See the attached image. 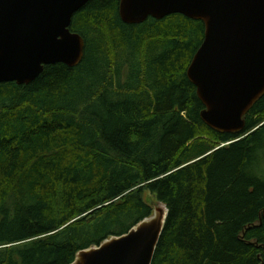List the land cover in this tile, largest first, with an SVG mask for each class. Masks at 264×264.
I'll return each mask as SVG.
<instances>
[{"label":"trees","instance_id":"16d2710c","mask_svg":"<svg viewBox=\"0 0 264 264\" xmlns=\"http://www.w3.org/2000/svg\"><path fill=\"white\" fill-rule=\"evenodd\" d=\"M119 5L74 16L78 67L0 84V264H72L152 216L146 192L169 213L153 264H264V97L214 131L187 76L204 23Z\"/></svg>","mask_w":264,"mask_h":264},{"label":"water","instance_id":"95a60500","mask_svg":"<svg viewBox=\"0 0 264 264\" xmlns=\"http://www.w3.org/2000/svg\"><path fill=\"white\" fill-rule=\"evenodd\" d=\"M91 0H0V84L30 85L45 67H78L86 41L71 30ZM180 14L205 25L203 43L188 68L214 131L241 134L245 117L264 97V0H120L129 25ZM127 234L80 251L72 264H153L168 219L166 206ZM263 264V263H262Z\"/></svg>","mask_w":264,"mask_h":264},{"label":"rangeland","instance_id":"374dc122","mask_svg":"<svg viewBox=\"0 0 264 264\" xmlns=\"http://www.w3.org/2000/svg\"><path fill=\"white\" fill-rule=\"evenodd\" d=\"M259 160H260V165L259 166H260V168H262L264 170V152L261 153V155L259 157ZM145 200L150 205H153L154 203H159L157 198L154 195H152L151 193H149V192L145 193Z\"/></svg>","mask_w":264,"mask_h":264}]
</instances>
